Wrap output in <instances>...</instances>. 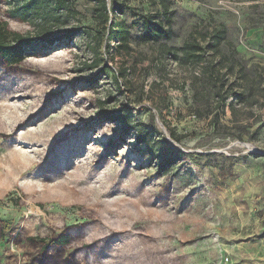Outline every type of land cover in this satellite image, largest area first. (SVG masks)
<instances>
[{
	"label": "rangeland",
	"instance_id": "374dc122",
	"mask_svg": "<svg viewBox=\"0 0 264 264\" xmlns=\"http://www.w3.org/2000/svg\"><path fill=\"white\" fill-rule=\"evenodd\" d=\"M63 1L29 12L30 0H0V25L36 38L22 68L37 77L12 98L0 90V120L8 133L17 127L0 135V264H40L27 237L75 225L107 232L115 258L71 264H264V97L255 91L250 106L230 98L236 115L226 107L221 116L210 85H191L202 66L163 52L224 27L245 66L264 67V0H165L174 37L157 43L142 41L141 17L163 23L159 0H107L123 9L128 52L97 26L96 2ZM56 36L64 43H43ZM46 99L53 109L41 119ZM117 111L128 120L108 122ZM65 132L85 143L72 168L45 181L38 164Z\"/></svg>",
	"mask_w": 264,
	"mask_h": 264
},
{
	"label": "trees",
	"instance_id": "16d2710c",
	"mask_svg": "<svg viewBox=\"0 0 264 264\" xmlns=\"http://www.w3.org/2000/svg\"><path fill=\"white\" fill-rule=\"evenodd\" d=\"M53 0H30L27 7L28 11H34L40 5ZM96 2L94 12L96 15L97 26L105 32L108 29V38L115 40L118 43V48L129 51L130 33L124 21L119 20L116 14H122L123 9L115 4H108L107 0H90ZM199 1V0H193ZM57 9L64 8L65 1L55 0ZM159 4L164 11V21L158 22L155 17L151 15H143L141 18L144 25V33L141 36L143 42H167L174 37L172 27V19L168 13V6L165 0H159ZM43 33L48 29L41 28ZM99 34V30L96 31ZM41 32L39 31L38 34ZM68 38H72L78 34V30L73 29L68 33ZM36 40L30 37L20 35L16 32L10 31L4 24L0 25V90L6 93L9 98L15 94L25 92L24 81H34L37 77L33 75L32 71L25 70L23 67L29 65L27 63L26 50L33 47V42ZM43 43L47 45L64 43L65 39L61 36L54 38H46ZM165 55L172 56V58L179 64L185 67L195 65L202 66V71L199 77L193 76L191 85L194 88L197 84L201 87L210 85L208 94L213 92L215 102L220 109V115L225 116L226 107L229 108L232 115H236L235 104L228 100L230 98L239 99L240 102L246 103L248 106L252 105L257 100L253 99L255 91H257L261 98L264 97V83L263 79H259L264 74V67L258 66L256 71L248 69L239 57L234 45L227 40L226 30L224 27H215L200 35L197 32L191 33L184 43L176 47H163ZM205 62V63H203ZM98 64V63H97ZM224 70V71H223ZM119 73V77L123 76ZM262 77V76H261ZM118 83L117 75L114 77ZM21 84V85H20ZM47 97V95L45 96ZM49 97V96H48ZM44 104L39 108L38 115L43 119L53 109L51 102L46 99L42 101ZM36 116V113H34ZM34 117H30L32 120ZM119 118L128 120L126 113L117 111L110 112L107 115V120L110 123L117 121ZM0 130H2V137L9 139L17 136V127L10 133L5 130L3 123L0 120ZM171 139L179 142V138L171 132ZM137 141L145 143L150 147L153 143L148 140L147 134L137 132ZM8 139V140H9ZM85 143L82 135L75 132H65L61 136L54 138L50 145L46 148V157L38 164L40 170L39 175L45 181H51L63 175L65 170L72 168L74 158L79 155L78 146L81 142ZM107 149V148H106ZM108 150V149H107ZM63 161V163H61ZM170 161L161 164L160 171L169 166ZM89 228L87 226H73L65 228L61 233L53 237L46 236H29L27 242L33 247H41L40 264H71L76 263L77 259L90 258L92 255L105 261L109 257H114L112 252V243L106 238L108 233L102 232L98 228V232L88 235ZM74 249L69 258H59L61 251L65 249Z\"/></svg>",
	"mask_w": 264,
	"mask_h": 264
},
{
	"label": "built area",
	"instance_id": "2783aa9c",
	"mask_svg": "<svg viewBox=\"0 0 264 264\" xmlns=\"http://www.w3.org/2000/svg\"><path fill=\"white\" fill-rule=\"evenodd\" d=\"M225 262H228V258L225 259Z\"/></svg>",
	"mask_w": 264,
	"mask_h": 264
},
{
	"label": "water",
	"instance_id": "95a60500",
	"mask_svg": "<svg viewBox=\"0 0 264 264\" xmlns=\"http://www.w3.org/2000/svg\"><path fill=\"white\" fill-rule=\"evenodd\" d=\"M168 138V137H167ZM169 139V138H168ZM170 140V139H169Z\"/></svg>",
	"mask_w": 264,
	"mask_h": 264
}]
</instances>
